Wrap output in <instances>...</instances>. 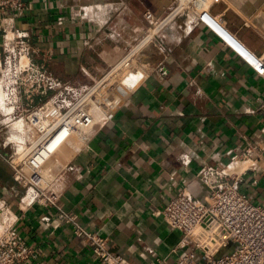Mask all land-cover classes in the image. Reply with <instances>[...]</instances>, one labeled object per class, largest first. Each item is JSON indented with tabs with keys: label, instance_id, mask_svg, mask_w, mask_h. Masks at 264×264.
Returning <instances> with one entry per match:
<instances>
[{
	"label": "crops",
	"instance_id": "crops-1",
	"mask_svg": "<svg viewBox=\"0 0 264 264\" xmlns=\"http://www.w3.org/2000/svg\"><path fill=\"white\" fill-rule=\"evenodd\" d=\"M177 2L24 0L23 16L0 20V79L5 30H24L34 61L76 85L103 76L157 25L108 84L117 105L61 180L63 208L132 264H176L182 232L156 212L183 189L208 201L206 165H232L250 148L239 187L264 205V0H203L200 14L164 23ZM6 110L0 93V200L20 216L32 262L103 264L54 207L21 204Z\"/></svg>",
	"mask_w": 264,
	"mask_h": 264
},
{
	"label": "built area",
	"instance_id": "built-area-1",
	"mask_svg": "<svg viewBox=\"0 0 264 264\" xmlns=\"http://www.w3.org/2000/svg\"><path fill=\"white\" fill-rule=\"evenodd\" d=\"M181 1L190 10L189 4L197 0H178L163 21L181 10ZM24 11V0H0V20L19 18ZM148 31L120 62L88 85L69 83L36 63L32 41L24 30L4 33L0 93L17 132L13 143L18 150L10 160L13 178L23 187L18 192L20 202L25 207H54L56 219L70 223L103 264L132 263L125 255L112 252L107 238L86 228L75 213L63 208L61 180L66 170H76L74 159L87 145L93 128L117 105L113 104L111 90H107L109 73L135 47L137 52L151 41ZM251 151L248 148L242 157L235 156L232 165H206L200 170V179L210 189L208 201L183 189L156 212L182 232L176 264H264V205L255 203L239 187L249 168ZM45 165L46 175L40 173ZM19 220L11 201L1 199L0 264H34V250L20 233ZM150 264L165 261L157 259Z\"/></svg>",
	"mask_w": 264,
	"mask_h": 264
},
{
	"label": "rangeland",
	"instance_id": "rangeland-1",
	"mask_svg": "<svg viewBox=\"0 0 264 264\" xmlns=\"http://www.w3.org/2000/svg\"><path fill=\"white\" fill-rule=\"evenodd\" d=\"M199 2L200 1H196V3L195 2H193L192 4H189V7H190V10H188V9H186V8H188V7H186V4L185 5H183L184 4V2L183 1H181V3H180V7H181V10L179 9L178 10V12L177 13H183V12H191V13H195V14H197V13H201V11L205 8V5H202L201 6V4H203L202 2H201V4H199ZM177 4H178V2L173 6V7H175V6H177ZM184 8V9H183ZM171 10L172 9H170L169 10V12H171ZM169 12L166 14V17H167V15L169 14ZM169 18L167 19V20H165L164 21V23H167V22H169ZM150 30L148 31L150 34H152L151 36H152V39H151V42L153 41V39H154V37L156 36V34H157V25L156 26H152V27H150L149 28ZM145 35H146V33H145ZM149 43V42H148ZM135 46V45H134ZM133 47V46H132ZM131 47V48H132ZM140 52V50L139 51H137L136 52V55L138 54ZM136 57V56H135ZM109 71V70H108ZM35 167V166H34ZM47 167V165H45V166H42L41 167V169H42V171L40 170V173H42V174H44V175H46V170L48 169V168H46ZM49 168L50 167H53V165H50V166H48ZM43 182V181H42ZM45 182V181H44ZM43 182V183H44ZM27 187V186H26Z\"/></svg>",
	"mask_w": 264,
	"mask_h": 264
},
{
	"label": "bare ground",
	"instance_id": "bare-ground-1",
	"mask_svg": "<svg viewBox=\"0 0 264 264\" xmlns=\"http://www.w3.org/2000/svg\"><path fill=\"white\" fill-rule=\"evenodd\" d=\"M149 39V37H147L146 38V40H148ZM138 49V47H135L134 48V50L120 63V64H118L110 73H109V75H108V81H109V83H110V81L116 76V74L120 71V69L122 68V66L132 57V56H134L135 54H136V50ZM108 81H107V83H108ZM107 83H105V86H106V84ZM108 83V84H109ZM108 84H107V86H108ZM17 139H19V140H22V138L20 137V136H17ZM232 169L233 168H236V167H231Z\"/></svg>",
	"mask_w": 264,
	"mask_h": 264
}]
</instances>
